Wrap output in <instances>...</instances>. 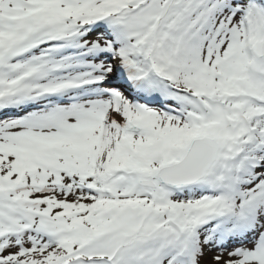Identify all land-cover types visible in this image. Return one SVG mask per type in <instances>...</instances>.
I'll return each instance as SVG.
<instances>
[{"label":"snow or ice","instance_id":"6c2138e0","mask_svg":"<svg viewBox=\"0 0 264 264\" xmlns=\"http://www.w3.org/2000/svg\"><path fill=\"white\" fill-rule=\"evenodd\" d=\"M0 264H264V0H0Z\"/></svg>","mask_w":264,"mask_h":264}]
</instances>
